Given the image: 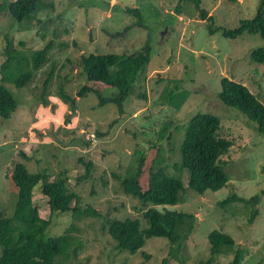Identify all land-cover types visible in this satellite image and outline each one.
Instances as JSON below:
<instances>
[{
	"label": "rangeland",
	"instance_id": "rangeland-1",
	"mask_svg": "<svg viewBox=\"0 0 264 264\" xmlns=\"http://www.w3.org/2000/svg\"><path fill=\"white\" fill-rule=\"evenodd\" d=\"M10 1L0 0V4ZM40 3L43 8L23 21L0 8V68L8 41L12 49L29 56L52 43L48 63L29 84L18 87L4 82L0 72V85L17 102L9 118L0 116V210L4 217H11L18 198L12 178L16 165H26L32 172L48 170L51 180L66 171L69 187L81 204L99 210L103 219L76 222L74 236L81 242L78 256L67 262L59 258V264H230L234 253L211 255L209 235L213 231L230 235L236 250L247 251L243 264H264V134L244 111L219 97L222 80L229 77L244 83L264 104V64L251 59L253 51L264 49V38L244 33L229 39L222 31L210 32L212 23L214 28H239L244 18L256 14L260 0H201V8L213 15L212 20L203 19L190 0ZM149 43L152 61L124 102V112L119 114L112 102L100 105L97 92L77 95L86 84L103 97L117 92L87 80L83 56L133 55ZM12 69L14 75L30 70L19 62ZM50 71L54 73L46 87ZM167 88L190 91L181 109L163 101ZM60 91L75 100L74 109ZM198 112L219 116L222 126L217 136L233 143L220 156L229 182L203 194L189 188V172L180 173L175 167L181 161L182 126ZM137 151H143L148 162L141 175L143 190L149 188V168L161 155L166 158L167 171L183 177L178 204H145L140 197L125 193L121 179ZM90 161L91 174L84 178L85 164ZM234 195L241 200L222 203ZM255 196L258 201L253 200ZM35 201L43 218L50 221L48 237L63 234L72 223L71 212L52 211L44 194L37 193ZM149 207L193 215L191 235L175 246L166 238L154 237L136 254L117 251L102 228L103 220L138 219L147 228L144 212Z\"/></svg>",
	"mask_w": 264,
	"mask_h": 264
},
{
	"label": "trees",
	"instance_id": "trees-1",
	"mask_svg": "<svg viewBox=\"0 0 264 264\" xmlns=\"http://www.w3.org/2000/svg\"><path fill=\"white\" fill-rule=\"evenodd\" d=\"M190 1L196 4L203 19H213V15H208V12L201 8V0ZM0 8L9 11L18 21H23L26 18L30 19L38 12V9L41 10L43 4L41 6L40 0H13L1 3ZM220 31L229 39H237L244 33L258 34L264 38V0H260L256 14L252 18H244L237 29L214 28V24H211V34ZM11 47L12 44L8 41L4 51L6 60L0 68L2 80L11 81L16 86L23 87L31 82L37 70H41L48 63L52 43L42 50L35 51L32 56L24 55L22 51ZM251 59L256 63L264 64V49L253 51ZM81 60L90 83H103L116 88L117 92L112 96L103 97L91 84H86L77 95L83 97L87 92H97L100 105L112 102L121 114L126 109L124 102L131 95L140 75L152 61V46L149 43L133 55L90 53L83 56ZM16 62L30 70L14 75L12 65ZM53 73L54 71L48 73L46 87ZM222 83L220 99L227 105L244 111L257 124L258 132L264 134V104L244 83L229 77H225ZM178 84L179 82L177 86ZM60 94L64 101H70L74 109L75 100L68 93L60 91ZM189 95L190 91L187 89L167 88L162 98L168 105L179 110ZM16 107L17 102L13 94L1 84L0 116L9 118ZM221 126V118L209 112L194 114L187 124L182 126L184 134L181 161L176 162L175 167L180 173L185 170L189 172V188L201 194L207 190H219L229 182V175L220 162V156L226 153L222 151L231 149L233 143L217 136ZM170 128L168 126L163 131L164 139L168 137L167 132ZM97 136L101 135L97 134ZM169 138L171 139L170 136ZM134 158L127 174L121 179V186L125 193L140 197L145 204L150 202L157 205L178 204L180 192L184 189V180L181 175H173L167 171L166 158L161 155L149 168L150 183L146 190H143L141 186V175L148 165L146 154L143 151H137ZM85 165L86 172L82 177L87 178L91 174L93 163L90 161ZM12 178L18 188V198L11 217H4L0 210V247L2 249L0 264H59V258H62L64 262L71 257L77 258L81 242L74 236V233L78 231L76 222L89 218L103 219L101 212L91 205L81 204L79 195L69 187L66 171H61L51 180L48 170L32 172L26 165L18 164L15 166ZM37 193L49 197L52 211L71 212L72 223L63 234L48 237L50 221L43 218L41 208L35 201ZM234 200H241V198L234 195L222 203ZM253 200L258 201L259 196H255ZM144 217L149 225L147 228L142 227L140 220L131 218L104 219L102 228L113 239L117 251L132 254L138 253L146 246L147 241L154 237L166 238L175 246L182 239H187L193 230V215L185 212L161 211L156 207H149L144 212ZM209 242L212 256L234 253V260L230 264H243L245 261L247 251L236 250V241L230 235L213 231L209 235ZM76 244L78 246L74 247Z\"/></svg>",
	"mask_w": 264,
	"mask_h": 264
}]
</instances>
